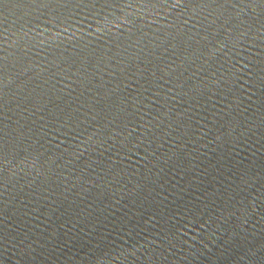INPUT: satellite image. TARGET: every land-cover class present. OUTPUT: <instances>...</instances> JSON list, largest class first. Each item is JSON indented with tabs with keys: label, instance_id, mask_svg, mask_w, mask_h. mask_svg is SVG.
Masks as SVG:
<instances>
[{
	"label": "water",
	"instance_id": "1",
	"mask_svg": "<svg viewBox=\"0 0 264 264\" xmlns=\"http://www.w3.org/2000/svg\"><path fill=\"white\" fill-rule=\"evenodd\" d=\"M0 264H264V0H0Z\"/></svg>",
	"mask_w": 264,
	"mask_h": 264
}]
</instances>
